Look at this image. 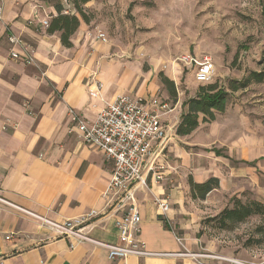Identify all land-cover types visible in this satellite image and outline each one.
I'll return each mask as SVG.
<instances>
[{
  "label": "crops",
  "instance_id": "0c3cea01",
  "mask_svg": "<svg viewBox=\"0 0 264 264\" xmlns=\"http://www.w3.org/2000/svg\"><path fill=\"white\" fill-rule=\"evenodd\" d=\"M96 1L85 7L94 6ZM3 13L4 21L0 23V199L10 205L0 202V264H199L180 255L186 251L202 252L188 238L178 235L181 246L170 222L182 208L189 191L185 181L188 174L197 183L215 177L220 187L223 184L210 164L189 165L191 155L179 148L181 139L175 132L161 159L170 166L173 183H150L153 195L168 200L169 211L161 217L148 191L135 193L141 218L138 238L155 255L128 257L123 263L108 260L105 249L89 243L77 244L71 249L68 241L55 238L47 227L24 213L28 211L58 223L91 211L100 213L105 206L103 193L111 177L112 163L97 149L83 144L72 127L68 110L73 109L91 123L104 104L119 95L166 99L159 93L158 74L163 73L178 85L181 67L170 66L163 71L155 58H149L144 68L137 58L122 57L105 33V41L88 37L90 28L101 27L96 21L89 25L81 23L70 38L71 47L64 48L59 34H49L41 25L55 15L54 8L37 0H4ZM7 32L21 40L22 48L34 64L10 59ZM90 92L97 93L98 97L92 98ZM181 104L171 106L173 111L165 120L173 131L182 112ZM208 138L212 144L218 142L225 147L230 156L238 155L239 168L225 163L231 180L241 178L234 170L247 168L248 180L255 181V164L264 158H250L255 147L249 136L233 138L231 144L222 142L221 138L213 139L209 133ZM216 150L220 156L215 154ZM204 152L214 162L230 160L220 149ZM185 161L189 166L183 167ZM257 192L263 195L264 187ZM159 218L166 219L170 229ZM89 236L105 244H116L115 219L97 216ZM203 262L228 264L214 260Z\"/></svg>",
  "mask_w": 264,
  "mask_h": 264
},
{
  "label": "rangeland",
  "instance_id": "374dc122",
  "mask_svg": "<svg viewBox=\"0 0 264 264\" xmlns=\"http://www.w3.org/2000/svg\"><path fill=\"white\" fill-rule=\"evenodd\" d=\"M37 1L52 7L63 4L61 0ZM96 2L89 8L84 6L90 22L101 24L100 28L95 25L90 28L88 37L96 38L97 33H105L122 57L137 58L144 68L149 58H155L163 71L178 66L173 62L183 54L212 58L215 70L209 83L204 85L195 82L191 69L179 66L178 85L174 84L176 103L194 98L200 86L215 84L227 92L225 110L215 112L213 122H200L190 136L177 137L181 139L179 148L191 155L189 165L210 164L223 185L203 201L191 199L189 191L186 192L182 208L176 211L170 227L176 236L188 238L202 253L253 263L263 261L264 218L252 216L232 227L220 223L216 217L223 209L231 208L230 200L234 197L242 203L254 200L264 205V194L257 192L264 187V159L255 164L254 182L248 180L247 168L234 170L241 178L231 180L226 164L239 168V157L230 156L218 142H209L208 133L227 144H231L233 138L249 136L255 147L250 158H264V0ZM252 73H260L262 82L251 77ZM231 86H236L237 90H231ZM160 89L159 93L173 101L162 86ZM213 126L216 130L210 128ZM210 149H220L230 160L214 162L213 157H206L204 152ZM189 165L186 161L183 163V167ZM180 166L182 168V163ZM189 177V174L185 177L186 183Z\"/></svg>",
  "mask_w": 264,
  "mask_h": 264
},
{
  "label": "built area",
  "instance_id": "2783aa9c",
  "mask_svg": "<svg viewBox=\"0 0 264 264\" xmlns=\"http://www.w3.org/2000/svg\"><path fill=\"white\" fill-rule=\"evenodd\" d=\"M61 1L64 5L68 4V0ZM3 11L4 0H0L1 24L4 21ZM41 25L47 28L48 20L42 21ZM96 38L105 41L103 33H97ZM7 41L11 45L12 60L26 65L34 64L32 57L22 48V42L18 37L8 33ZM173 65H182L186 70L191 69L194 72V80L199 85L209 83L215 70L212 58L207 55L197 58L183 54L173 62ZM89 95L92 98L98 97V94L94 92H90ZM172 111L173 108L165 99L156 96L148 99H133L129 95H119L105 103L91 123L73 109H69L68 116L72 127L83 144L97 149L112 163L111 177L103 193L104 209L100 213L91 211L81 217L67 219L60 223L28 211L24 213L47 227L55 238L68 241L71 249L77 244L89 243L105 249L108 260H118L123 263L128 257L155 255L148 252L138 238L141 218L136 206L135 193L148 191L161 217H164L170 209L166 198L152 194L150 183L157 185L173 183L169 174L170 166L161 160L174 132L173 127L165 124L166 117ZM69 132L71 133L72 130ZM0 202L10 205L2 199ZM99 215L115 219L118 230L116 244H105L89 236L93 220ZM176 241L182 246V239L178 236ZM180 255L195 259L199 264H205L203 260H216L228 264H264V260L258 263L242 262L206 253L186 251Z\"/></svg>",
  "mask_w": 264,
  "mask_h": 264
},
{
  "label": "trees",
  "instance_id": "16d2710c",
  "mask_svg": "<svg viewBox=\"0 0 264 264\" xmlns=\"http://www.w3.org/2000/svg\"><path fill=\"white\" fill-rule=\"evenodd\" d=\"M93 0H68L64 5L60 1L54 5L55 15L51 16L46 32L49 34L58 33L61 45L64 48L71 47V36L77 31L81 21L85 24L90 22L84 6ZM251 77L257 82H262L263 77L260 73H252ZM159 82L165 89L171 101L166 96V101L173 107L176 104V87L163 73L158 74ZM231 90H237L236 86H231ZM227 92L215 84L200 86L197 95L192 99H187L181 104V115L175 127V135L178 137L190 136L198 127L200 122L215 121V112L223 113L226 106ZM175 102V103H174ZM218 156L219 151H214ZM191 199L203 201L212 191L218 189L219 180L210 177L204 182L197 183L191 177L187 180ZM231 208H225L216 219L225 226H235L245 222L252 216L264 218V205L258 201H248L242 203L234 197L230 200ZM165 228L170 229L166 219L159 218ZM264 234V227L261 229Z\"/></svg>",
  "mask_w": 264,
  "mask_h": 264
}]
</instances>
